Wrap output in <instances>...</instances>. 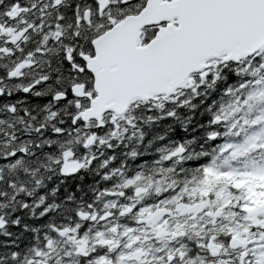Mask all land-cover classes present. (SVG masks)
I'll return each mask as SVG.
<instances>
[{
    "label": "snow or ice",
    "instance_id": "obj_1",
    "mask_svg": "<svg viewBox=\"0 0 264 264\" xmlns=\"http://www.w3.org/2000/svg\"><path fill=\"white\" fill-rule=\"evenodd\" d=\"M0 264H264V0H0Z\"/></svg>",
    "mask_w": 264,
    "mask_h": 264
},
{
    "label": "trees",
    "instance_id": "obj_2",
    "mask_svg": "<svg viewBox=\"0 0 264 264\" xmlns=\"http://www.w3.org/2000/svg\"><path fill=\"white\" fill-rule=\"evenodd\" d=\"M218 94L219 86L207 96L194 98L190 103L196 104V108H185L182 106L178 108L177 111L180 113L181 117L191 116L192 121H196L197 118H199V121L203 122L207 119V113L201 110L206 108ZM201 100H203V103L200 102ZM133 114L140 117L138 123L143 133L141 142L138 145V150L141 155H139L133 163L150 160L156 155L154 151L155 148L163 146L169 141L179 140L190 135V132L186 133L185 130L181 128L180 122L165 117L159 110L153 109L149 111L146 106L141 105L139 106V110L133 109ZM193 127L194 124L192 122L187 125V129H192ZM197 132H199V129H197ZM149 141H151V143H149Z\"/></svg>",
    "mask_w": 264,
    "mask_h": 264
}]
</instances>
